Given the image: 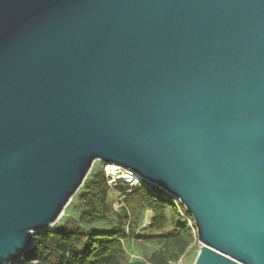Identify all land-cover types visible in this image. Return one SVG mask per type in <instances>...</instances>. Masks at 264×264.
I'll list each match as a JSON object with an SVG mask.
<instances>
[{
	"label": "water",
	"instance_id": "1",
	"mask_svg": "<svg viewBox=\"0 0 264 264\" xmlns=\"http://www.w3.org/2000/svg\"><path fill=\"white\" fill-rule=\"evenodd\" d=\"M97 160L183 205L193 264H264V0H0V264Z\"/></svg>",
	"mask_w": 264,
	"mask_h": 264
},
{
	"label": "trees",
	"instance_id": "2",
	"mask_svg": "<svg viewBox=\"0 0 264 264\" xmlns=\"http://www.w3.org/2000/svg\"><path fill=\"white\" fill-rule=\"evenodd\" d=\"M108 180L102 169L87 175L74 195L80 204L77 219L37 232L33 247L12 264H127L124 243L130 239L158 246L147 258L150 264H167L187 253L196 232L191 215L178 200L174 204L163 190L145 181L134 185L115 181L110 186ZM116 193L123 197L118 211L111 208ZM145 210L151 211V221L137 232ZM111 214L117 221L110 229L90 228Z\"/></svg>",
	"mask_w": 264,
	"mask_h": 264
},
{
	"label": "rangeland",
	"instance_id": "3",
	"mask_svg": "<svg viewBox=\"0 0 264 264\" xmlns=\"http://www.w3.org/2000/svg\"><path fill=\"white\" fill-rule=\"evenodd\" d=\"M104 166H105V163L98 161V160L95 161L91 167V170L89 171V174L92 172L98 171L100 169L103 170ZM118 171L119 170H115L114 172L119 175L120 173H118ZM120 171H122V169H120ZM113 182H115V181H113ZM128 184L132 185L130 183H128ZM79 208H80V204L76 201V198L73 196L71 198V200L68 202V204L62 210L58 219L51 226L47 227L44 230H53L54 228L61 226V225L65 224L66 222L71 224L73 221H75L77 219ZM151 218H152L151 211L145 210L143 212V215H142L140 228L137 230V232H140L141 229H144L148 225V223L151 221ZM116 221H117V215L111 214L109 220L95 221L90 225V228L108 230L112 226L115 225ZM40 231H42V230H40ZM124 246H125V251H126L127 256H129L131 254H135V255L143 258L144 260H147V258L149 257V255L151 253L158 250V246L156 244L136 241L135 239H130V240L126 241L124 243ZM200 246H201L200 243H198V241L196 239V241L192 245V247L183 256L181 264H193V262L196 258V255L200 249Z\"/></svg>",
	"mask_w": 264,
	"mask_h": 264
},
{
	"label": "built area",
	"instance_id": "4",
	"mask_svg": "<svg viewBox=\"0 0 264 264\" xmlns=\"http://www.w3.org/2000/svg\"><path fill=\"white\" fill-rule=\"evenodd\" d=\"M107 166L108 165H105L104 166V168H103V171H104V174H105V176L109 179L108 180V184L110 185V186H112L113 184H114V182H113V175L112 174H110L109 172H108V170H107ZM118 169H119V167H118ZM121 169V168H120ZM120 169H119V171H118V173H123V172H127V171H125V170H123L122 169V171H120ZM139 182H143V181H138V182H136V183H134V184H137V183H139ZM134 184H132V185H134ZM168 195V194H167ZM169 196V195H168ZM171 198V197H170ZM170 201L171 202H173L174 204H176V200L175 199H170ZM179 202V201H178ZM121 207H123V197H121L120 195H119V193H116V198H114L113 200H112V202H111V208L114 210V211H118ZM183 258V257H182ZM182 258H180L179 260H177V261H170V262H168L167 264H181V262H182ZM136 261H141V262H143L144 264H150L147 260H144L143 258H141V257H139V256H137V255H135V254H131V255H129V259H128V262H127V264H134Z\"/></svg>",
	"mask_w": 264,
	"mask_h": 264
},
{
	"label": "bare ground",
	"instance_id": "5",
	"mask_svg": "<svg viewBox=\"0 0 264 264\" xmlns=\"http://www.w3.org/2000/svg\"><path fill=\"white\" fill-rule=\"evenodd\" d=\"M107 170H108V172L110 174L113 175V179H112L113 181H123V182H127V183H130V184L134 181L132 183V184H134V183L138 182L141 179V177L138 174H136L134 172H130V171L123 172V173H120L118 175L114 171L115 170H119V169L114 164L108 165Z\"/></svg>",
	"mask_w": 264,
	"mask_h": 264
}]
</instances>
